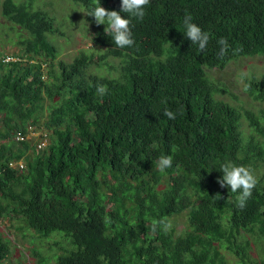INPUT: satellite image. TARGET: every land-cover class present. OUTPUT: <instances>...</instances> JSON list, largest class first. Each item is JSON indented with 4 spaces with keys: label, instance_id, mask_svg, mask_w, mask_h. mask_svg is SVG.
<instances>
[{
    "label": "trees",
    "instance_id": "16d2710c",
    "mask_svg": "<svg viewBox=\"0 0 264 264\" xmlns=\"http://www.w3.org/2000/svg\"><path fill=\"white\" fill-rule=\"evenodd\" d=\"M121 2L100 6L131 20L134 46L116 47L88 16L97 0H71L94 32L65 60L56 12L0 0V24L18 45L0 48V217L40 237L61 232L53 264H226L224 253L264 264V67L244 78L254 108L222 99L228 89L209 73L264 53V0H150L143 20ZM189 13L209 33L203 51L185 35ZM226 163L258 178L243 208L217 183ZM160 220L171 228L154 232ZM8 244L0 234V264Z\"/></svg>",
    "mask_w": 264,
    "mask_h": 264
},
{
    "label": "rangeland",
    "instance_id": "374dc122",
    "mask_svg": "<svg viewBox=\"0 0 264 264\" xmlns=\"http://www.w3.org/2000/svg\"><path fill=\"white\" fill-rule=\"evenodd\" d=\"M32 1L34 5L40 4L50 12H56L57 16L61 18V29L69 37L68 40H65L64 36H58L57 38L61 51L60 57L68 60L79 47L92 45L90 36L94 32V27L89 20H84L83 8L71 3V0ZM1 19H3L2 15H0ZM5 28L3 24H0V48L5 52L16 51L18 45L13 42L12 38L10 39L12 31L7 30L8 34H6ZM263 67L264 53H260L230 60L222 68L213 69L209 73L213 75L215 81L228 89L223 92L222 99L230 103H241L243 106L254 108L257 105V101L246 95L244 78L251 73L257 75ZM39 131V129L30 130L27 136L34 135L37 137ZM43 141H45L44 137L39 142ZM181 225L182 219L180 218L176 229L180 228ZM14 226L15 228L11 227L5 217H0V234L9 241V255L1 264H38L36 261L37 257L45 259L43 264H53L52 260H50L51 256L59 252L60 246L64 245V241L59 236L62 234L61 232L56 231L51 233L49 237H40L32 229L22 227L20 223H15ZM252 245L249 251L256 258V249ZM34 250L36 255L33 253ZM224 257L226 264H234V260L229 254L224 253Z\"/></svg>",
    "mask_w": 264,
    "mask_h": 264
},
{
    "label": "clouds",
    "instance_id": "9594fccd",
    "mask_svg": "<svg viewBox=\"0 0 264 264\" xmlns=\"http://www.w3.org/2000/svg\"><path fill=\"white\" fill-rule=\"evenodd\" d=\"M149 4L150 0H122L120 11L129 14L131 17L143 20L146 15L145 8ZM88 16L94 17L97 25H107L105 32H111L113 34L116 47L125 48L134 46L135 41L132 37V31L130 28L131 20L129 18H123L120 15V12L107 10L100 6V0H97V6L94 7L93 11L90 12ZM192 19L190 13L185 15V35L192 44H198L199 49L203 51L208 44L210 38L209 33L202 31L199 26L192 23ZM218 44L220 45V55H225L230 47L227 39L223 37L220 38ZM96 90L101 96L108 93L107 86L103 84H97ZM180 114H183V110L180 111ZM163 115L172 120L176 118L177 113L165 109ZM42 144L43 142L41 145ZM172 162L173 157L171 155L161 156L158 161L159 170L163 172L165 169L172 167ZM221 172L223 173V176L221 179L217 180V183L221 188L229 186L233 193L239 192V195L236 197L238 206L240 208L245 207L246 201L252 196L253 189L258 183V178L253 173V170L249 167L226 163L221 166ZM161 225L164 230H169L171 228V225L164 220L153 221V231L155 232L157 227Z\"/></svg>",
    "mask_w": 264,
    "mask_h": 264
},
{
    "label": "built area",
    "instance_id": "2783aa9c",
    "mask_svg": "<svg viewBox=\"0 0 264 264\" xmlns=\"http://www.w3.org/2000/svg\"><path fill=\"white\" fill-rule=\"evenodd\" d=\"M42 142L37 143V146L41 145Z\"/></svg>",
    "mask_w": 264,
    "mask_h": 264
}]
</instances>
